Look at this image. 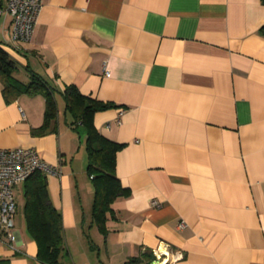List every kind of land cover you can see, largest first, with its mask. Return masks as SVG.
<instances>
[{
    "label": "crops",
    "instance_id": "0c3cea01",
    "mask_svg": "<svg viewBox=\"0 0 264 264\" xmlns=\"http://www.w3.org/2000/svg\"><path fill=\"white\" fill-rule=\"evenodd\" d=\"M11 20L4 10L0 46L14 76L44 79L58 113L37 132L44 96L7 98L0 80V147L35 148L59 168L44 173L65 264H122L143 253L137 264H152L160 241L183 252L175 264H264L262 0H43L28 42L12 39ZM71 84L113 104L94 124L123 143L114 172L127 193L110 203L104 231L93 216L85 132L62 95ZM23 182L0 264H43Z\"/></svg>",
    "mask_w": 264,
    "mask_h": 264
},
{
    "label": "trees",
    "instance_id": "16d2710c",
    "mask_svg": "<svg viewBox=\"0 0 264 264\" xmlns=\"http://www.w3.org/2000/svg\"><path fill=\"white\" fill-rule=\"evenodd\" d=\"M15 70V60L0 46V80L4 94L7 98H13L22 92L41 93L45 99L44 120L36 131L49 129L50 124L56 122L58 113L54 89L33 71L30 72V80L24 83L14 76ZM62 95L65 108L73 117L72 123L81 124L85 132L87 171L94 185L93 216L104 231L110 203L117 195L127 193L114 172L116 152L123 143L100 133L93 120L96 111L113 104L85 95L72 84L66 86ZM23 183L26 227L38 243L39 260L43 264H65L62 257L67 253V248L62 216L49 199L45 173L36 170ZM144 258H148L145 253L132 256L122 264H137Z\"/></svg>",
    "mask_w": 264,
    "mask_h": 264
},
{
    "label": "built area",
    "instance_id": "2783aa9c",
    "mask_svg": "<svg viewBox=\"0 0 264 264\" xmlns=\"http://www.w3.org/2000/svg\"><path fill=\"white\" fill-rule=\"evenodd\" d=\"M43 0H7L5 7L0 4V15L7 10L11 16V37L16 41L28 42L32 38L37 14ZM41 170L45 173L58 172L59 168L44 161L35 148L0 147V241L6 237L14 240L12 231L16 201L14 187L31 173ZM152 203L157 204L156 200ZM156 264H175L183 252L173 249L160 241L152 249Z\"/></svg>",
    "mask_w": 264,
    "mask_h": 264
},
{
    "label": "rangeland",
    "instance_id": "374dc122",
    "mask_svg": "<svg viewBox=\"0 0 264 264\" xmlns=\"http://www.w3.org/2000/svg\"><path fill=\"white\" fill-rule=\"evenodd\" d=\"M17 197H18V198H17V199H18V203L22 204V202H23L22 194L17 195ZM17 215H18V214H16V216H17ZM16 216H15V219L17 218Z\"/></svg>",
    "mask_w": 264,
    "mask_h": 264
},
{
    "label": "water",
    "instance_id": "95a60500",
    "mask_svg": "<svg viewBox=\"0 0 264 264\" xmlns=\"http://www.w3.org/2000/svg\"><path fill=\"white\" fill-rule=\"evenodd\" d=\"M152 264H156V262L153 260Z\"/></svg>",
    "mask_w": 264,
    "mask_h": 264
}]
</instances>
